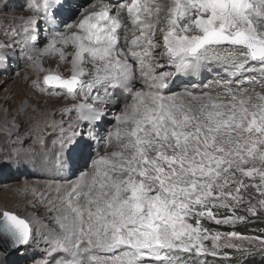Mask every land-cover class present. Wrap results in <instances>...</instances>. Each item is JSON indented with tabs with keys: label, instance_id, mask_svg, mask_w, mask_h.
Instances as JSON below:
<instances>
[{
	"label": "snow or ice",
	"instance_id": "6c2138e0",
	"mask_svg": "<svg viewBox=\"0 0 264 264\" xmlns=\"http://www.w3.org/2000/svg\"><path fill=\"white\" fill-rule=\"evenodd\" d=\"M26 11L0 16L12 20L0 23L6 38L0 65L18 48L36 72L33 88L73 101L46 113L61 118L46 119L43 127L59 130L52 141L58 161L83 160L86 169L56 185L58 207L53 200L45 205L55 208V227L43 236L48 248L38 264H209L202 259L209 255L212 264L217 258L224 264L233 253L264 258V228L257 235L236 230L264 223V0H97L84 9L69 0H27ZM42 22L55 26L43 39ZM52 55L70 65V75L43 68ZM205 62L220 63L224 75L212 83L222 91L213 94L208 85L173 91L172 77L195 73ZM41 72H47L42 82ZM129 97L114 117L115 130L100 137L103 154L93 158V129L106 106ZM0 135H13L7 121ZM20 143L0 149V165L34 151ZM39 231L0 206L5 252L28 246ZM97 253L109 258L101 261Z\"/></svg>",
	"mask_w": 264,
	"mask_h": 264
},
{
	"label": "bare ground",
	"instance_id": "6f19581e",
	"mask_svg": "<svg viewBox=\"0 0 264 264\" xmlns=\"http://www.w3.org/2000/svg\"><path fill=\"white\" fill-rule=\"evenodd\" d=\"M69 2L71 3L73 9H75L79 6H82L81 9H84V8H87L91 3H96L97 0H90V2L88 0H69ZM0 4H1L0 8L2 10H4V9L8 10V12L1 10L0 16L2 15V16L15 18V17L30 15V13L26 11L27 0H0ZM23 4L25 5L24 7H23ZM5 5H7V7H5ZM20 9H23V10H21L18 13L15 11V10L19 11ZM19 13H21V14H19ZM80 18L81 17L79 15L76 16L77 20ZM59 20H60V17L57 16L55 19V23L59 24ZM0 23L11 24L12 20L8 19L7 21H1ZM128 27H129V29H131L132 26L130 23L128 24ZM49 29L55 30V26L52 23H43L42 22L41 28L39 30V35H40L41 39H43L46 35H48ZM0 39H6V38L0 37ZM161 42H162V40H161ZM40 46L42 47V45H40ZM15 51H17L16 53H19L18 54L19 61L21 60L20 62L23 65H25L26 69L28 70V74H30L32 76V80H31V84H32V81L37 78L36 72H35V70H33L31 68V65L26 61L25 57L20 54L19 49L17 48L15 50H9L6 54L8 55L9 59L13 60L16 57V56L14 57ZM4 65L5 64H3V66ZM257 67H258V65H257ZM43 68L46 70H49L53 73H60V74H66V75L70 74V65L67 62H60L59 57L57 55H52V56L44 59ZM25 70L20 71V73L24 72ZM165 71H170L173 73L175 72L174 68H167V69H165ZM44 73H47V72H41L40 76ZM196 73L198 76L193 75L195 77L194 81H189L192 78V76L189 77V75H181L178 79H176L175 76L172 77L175 84L178 85V87H175L173 89V91H181L185 87H191V86L203 87L200 84L203 81L204 82L208 81V84H210V85H208V89H206V90L212 91L214 89H218L215 86V84L212 82L215 81L219 76L224 75L219 62H214L211 64L205 62L204 64L201 65L199 71H197ZM205 76H208V77L204 79ZM225 78H227V77L225 76ZM22 81H23V77L21 76V74L17 75L14 77L12 84L6 85L4 90L3 89L0 90V102H3L4 104L8 103L7 113H5V115H4L2 112H0V125H3V123L5 121H7L9 128L12 129V132H13V135H11V137H9L7 135H0V149L8 151V149L10 147H13V146L19 148L20 144H21L20 142L23 139L29 138L30 139V143H29L30 147H28L26 149H32L34 151L28 152L27 153L28 155H24L23 154L24 152L21 153L20 157L26 158V161H22L21 159H19L18 161H16V160L13 161L10 165H7V166L0 165V173L2 175H4V178H6L9 173H8V171L5 172V169L6 170L11 169L14 172V170L16 168H18L19 171L20 170L24 171L20 168V167H22L26 170L27 169L28 170L29 169L35 170L36 174H38V175H43L46 177H54L56 179L57 178H59V179L64 178L65 179V177L67 178L69 175L72 174L73 170H75V168L72 169L73 163L70 161V164H67V161H65L67 158L64 156L62 157L61 161L57 160V156H55L56 155L55 150H57L59 148H58V146L54 147L52 141L57 139V136L59 134V130L57 129L56 132H52L51 129H45L43 127V125H44V122L46 119L59 120L61 118V114L59 112H57L59 114V116H57V117L46 116V113H51L55 109H62L65 107V105H70L71 103H73V101L71 99H65L63 95H60L59 99H58L59 101L55 102L53 100H50L49 97H47V96H49L47 92H46L47 94L46 93H40L39 90L36 88H33L32 85H31V89L33 88L35 90L34 91L35 93H31L32 95L30 97L26 96L27 98H25L24 101H22L21 96L23 94V97H24V94H25L23 92H19V91H21V87H19V85L22 83ZM9 86H10V89H9ZM136 87L139 89L142 86H141V84L137 83ZM9 90H11V91L14 90V94L9 95V92H8ZM144 90H148V89H144ZM39 98H42L41 99L42 101H39L40 100ZM17 99L22 101L20 105H18V103L16 101ZM131 102H132L131 97H129L127 99L121 98L118 105H115V102H113L112 104H109L108 106H106L105 111L107 110L106 113H109L110 111H112V110L114 111V109L117 110L120 107L124 110L125 105L130 104ZM123 110H122V112H123ZM122 112H119L118 114L116 112L115 114L120 115ZM75 116H76L75 112L71 113V118L74 119ZM107 118H110L109 114L104 115L103 120L100 122V124H102L103 122H106ZM112 120H113V118H112ZM13 124L17 125L18 128H12ZM100 124L98 125V127L93 129V131L95 133L101 132L103 127ZM115 126H116V124H115ZM115 126H113L112 128H109V130L114 131ZM65 127H67V124L65 125ZM86 130H87V125H86ZM107 132H108V130H107ZM45 133H48L52 137H46V139H44L43 135H45ZM40 138H43V141H44L43 145L39 142ZM10 140L15 141L16 144L15 145L10 144L9 143ZM101 140L102 139L93 140L92 145L93 146H99V144H101V143L104 145V141L102 140V142H101ZM38 148H41L42 150L39 151ZM102 151H104V146L101 150V154H102ZM35 154H36V156H34ZM29 156H30V158H29L30 161L27 159ZM53 161H56L58 164L57 163L54 164L53 167L51 168L50 166H51ZM19 162H21L20 166L16 165ZM64 163L69 168L64 166L63 175H60L59 174L60 171L57 169H59L58 167H60ZM76 163H79V162L77 161ZM29 181H30L29 182L30 186L36 187L39 192H42L44 194L45 193L51 194L52 190L56 189V185H58V183L60 182V181H58V182L48 181V180H43V179L29 180ZM55 183H57V184H55ZM7 185H9V184H7ZM12 186L13 185H9V187H7V188L1 187L0 202L2 203V205L0 204V206L6 207L7 209H13V211H15L17 214H20L21 216L23 215V217H25V219H28L33 228L40 230L36 236L37 241L38 242H45L42 235H46L48 233V229L55 227V224L52 221V225L50 224V225H47V227H46L43 225V223L46 220L50 219V217H52L54 215L55 208L46 211L45 205L47 204V202H45V200L39 199L38 197H34L32 195L31 190L28 191V193L26 194V197L25 196L21 197L22 199H20V197H19V199H17V197L15 195L9 194V191L6 193V190H13ZM51 187H54V188L50 189ZM51 200L55 201L57 207L59 206V201L57 200V198L51 199ZM30 201H35V202L29 203ZM7 206H9V207H7ZM30 209H34V211H37L36 216L31 215ZM97 255L99 257V253H97ZM100 255H101V253H100ZM99 258L101 261H104V260H107L109 257H107V258L106 257L105 258L99 257ZM1 260L2 259L0 258V264H3V263H1Z\"/></svg>",
	"mask_w": 264,
	"mask_h": 264
},
{
	"label": "rangeland",
	"instance_id": "374dc122",
	"mask_svg": "<svg viewBox=\"0 0 264 264\" xmlns=\"http://www.w3.org/2000/svg\"><path fill=\"white\" fill-rule=\"evenodd\" d=\"M89 2H90V0H88ZM1 5V4H0ZM25 5L23 4V7H24ZM1 7V6H0ZM79 8H82V6H79ZM2 9L0 8V11H1ZM21 10H23V9H20L19 11L18 10H15L17 13L18 12H20ZM2 11H7L8 12V10H6V9H4V10H2ZM19 14H21V13H19ZM2 16V15H1ZM1 22V21H0ZM162 43V42H161ZM17 51H15L14 52V59L13 60H11V59H9L8 61H7V63L3 66V65H0V90H4V88L6 87V85H10V84H12V81H13V79H14V77L15 76H17V75H20L21 74V76L23 77V81H22V83L19 85V87H21V91H19V92H23V93H25L24 94V97H23V94H22V96H21V100L22 101H24V99L25 98H27V97H30L32 94L31 93H35L34 91V89L32 88L31 89V80H32V76L30 75V74H28V70L26 69V67H25V65H23L20 61H19V57H18V54L19 53H16ZM212 63H214V62H212ZM211 64V63H210ZM3 66V67H2ZM26 70H25V69ZM6 71H5V70ZM22 70H25L24 72H22V73H20V71H22ZM45 74H47V73H44V74H42L41 76H40V79H41V82H42V79H43V76L45 75ZM62 75H65V76H68V75H70V74H62ZM193 75H195V73H192L191 74V76H192V78L189 80V81H194L195 80V77L193 76ZM213 75V74H212ZM9 76V77H8ZM8 77V78H7ZM208 76H205L204 77V79L205 78H207ZM187 78V77H186ZM23 84V85H22ZM201 84V86H204V85H210V84H208V81L206 82H201L200 83ZM14 85V84H13ZM9 89H10V86H9ZM32 91V92H31ZM49 91L50 92H52L53 91V89H51V88H49ZM55 91H59V89H56ZM145 91H148V90H145ZM217 91H222V89H214V90H212L211 92L213 93V94H215ZM9 92V95H13L14 94V90L13 91H11V90H9L8 91ZM28 94V95H27ZM47 94V93H46ZM49 95V94H48ZM27 96V97H26ZM47 97H49L50 98V100H53V101H55V102H57V101H59L58 99H59V96H57V95H49V96H47ZM40 100L39 101H42L41 99L42 98H39ZM21 100H19V99H17L16 101H17V103H18V105H20L21 104ZM1 104H0V112H2L4 115H5V113H7V110H8V103H3V102H0ZM121 108V107H120ZM120 108H118L117 110L116 109H114V111L112 110V111H110L109 113H106V114H109V117L111 118H107V121L106 122H103L102 124H100L103 128H102V130H101V132H99V133H97V139L98 140H100V137L101 136H105L106 134H107V130L109 131V128H112L113 126H115V124H116V120L114 119V117L116 116V112H117V114L119 113V112H122V110L120 109ZM116 110V111H115ZM105 112H107V110L105 111ZM57 116H59V114L57 113L54 117H57ZM112 118H113V120H112ZM112 123H111V122ZM114 123V124H113ZM82 127H84L85 128V134H86V138H87V130H86V125L84 124V125H82ZM105 127V128H104ZM105 132V133H104ZM101 134V135H100ZM43 137H44V139H46V137H52V136H50L48 133H45V135H43ZM23 141V143H22V148L24 149H26V148H28V147H30V145H29V143H30V139L29 138H27V139H23L22 140ZM101 142H102V140H101ZM103 144L101 143V144H99V146H93L92 147V154H93V157H94V155H95V153L96 152H100L101 153V150H102V148H103ZM20 147H21V144H20ZM101 150H100V149ZM38 150L39 151H41L42 149L41 148H38ZM111 150H113V148L112 147H109V151H111ZM4 152L6 153L7 151H5L4 150ZM59 152V149H57V150H55V156H57V153ZM103 152L104 151H102V154H103ZM24 155H28L27 153H23ZM34 156H36V154L34 155ZM64 157H66L67 158V156H64ZM23 158V159H22ZM20 157V159L22 160V161H26V158H24V157ZM29 158H30V156L27 158L28 160H29ZM13 161H15V160H13ZM12 161V162H13ZM30 161V160H29ZM65 161H67V164H70V161L68 160V159H66ZM64 161V162H65ZM79 163H76L75 165H73V168L72 169H74L75 168V170H76V168H79L81 171H86V169H84L82 166H83V163H84V161L83 160H79L78 161ZM20 163L21 162H19L18 164H16V165H19L20 166ZM57 162L56 161H53L52 162V164H51V168L53 167V165L54 164H56ZM58 164V163H57ZM88 164H89V166L91 165V159H89L88 160ZM62 166V167H61ZM60 167H58L59 169H57V170H59L60 172H59V174L60 175H63V168H64V166L65 167H68L65 163L63 164V165H61ZM22 170H24V171H19L18 170V168H16L15 170H14V172H13V170H11V169H8V170H6L5 169V172L6 171H8V175H7V177L6 178H4V175H2L1 173H0V190H1V187L3 188V187H5V188H7V187H9V185H13L12 187H13V190H6V193L9 191V194H13V195H15L16 197H17V199H19V197H20V199H22L21 197H26V194L28 193V191L30 190V181L29 180H39V179H43V180H48V181H56V182H58V181H60L58 184H62V182H64L65 180H75L76 179V177L75 176H73L72 174L71 175H69L67 178L65 177V179L64 178H62V179H59V178H54V177H46V176H43V175H38V174H36V172H35V170H31V169H24V168H22V167H20ZM69 168V167H68ZM75 170H73V171H75ZM13 173V174H12ZM79 174V173H78ZM77 174V175H78ZM49 178V179H48ZM64 180V181H63ZM13 183V184H12ZM7 184H9V185H7ZM55 184H57V183H55ZM52 188H54V187H51L50 189H52ZM27 189V190H26ZM17 192V193H16ZM45 195V197H46V199H44L45 200V202H47L48 203V201L49 200H51V199H55V198H57V193H56V189H54V190H52V193L51 194H48V193H45L44 194ZM15 197V198H16ZM0 204L2 205V203L0 202ZM7 207H9V206H7ZM53 209V208H52ZM9 210H13V209H9ZM31 210V215H33V216H36V214H37V211H34V209H30ZM45 210L47 211V210H49V209H46V207H45ZM21 213V212H20ZM33 213V214H32ZM18 215H20V214H18ZM21 216V215H20ZM21 217H23V215L21 216ZM23 218H25V217H23ZM28 220V219H27ZM29 221V220H28ZM30 222V221H29ZM51 222V223H50ZM257 222H259V223H261L260 221H256V223ZM211 223V222H210ZM52 225V220H50V219H48V220H46L44 223H43V225L44 226H46L47 227V225ZM239 225V224H238ZM237 226V225H236ZM220 231H228V230H230L231 229V226H223V225H219V228H218ZM249 235H255V234H249ZM42 236H44V235H42ZM36 241V242H35ZM45 241V240H44ZM37 241V239L35 238L33 241H31L30 242V244L28 245V246H26V247H22V248H20V250L19 251H15V250H13V251H9L8 253L7 252H5V251H3L1 248H0V258L2 259L1 260V263H3V264H38V262L39 261H41L43 258H44V253H45V250H47V248H48V245L46 244V242H38ZM35 244V245H34ZM41 245V246H40ZM40 246V247H39ZM43 246V247H42ZM245 247H247V245H245ZM106 255V256H105ZM99 257H103V258H107L108 257V255L107 254H105V253H101V255H100V253H99ZM233 257H234V255H233ZM233 260V259H232ZM232 260L230 261V262H232ZM211 261H213V258L211 257ZM218 262V263H217ZM230 262L229 261H224V264H230ZM235 262H237V261H235ZM234 262V263H235ZM216 264H219V258H217V261H216Z\"/></svg>",
	"mask_w": 264,
	"mask_h": 264
},
{
	"label": "trees",
	"instance_id": "16d2710c",
	"mask_svg": "<svg viewBox=\"0 0 264 264\" xmlns=\"http://www.w3.org/2000/svg\"><path fill=\"white\" fill-rule=\"evenodd\" d=\"M205 226L213 229L219 228L218 225H215L214 223H210L207 221H205ZM261 228H264V223L253 222L247 225L239 224L236 226L237 231L244 232L245 234H255V235L258 234L257 230ZM233 255L234 257L232 262H230V264H264V258H262V256L259 254L252 256H248V255L241 256L240 253H233ZM237 257H239V259H237ZM202 259H207L209 261V264H212L210 255L206 257H202Z\"/></svg>",
	"mask_w": 264,
	"mask_h": 264
},
{
	"label": "water",
	"instance_id": "95a60500",
	"mask_svg": "<svg viewBox=\"0 0 264 264\" xmlns=\"http://www.w3.org/2000/svg\"><path fill=\"white\" fill-rule=\"evenodd\" d=\"M3 250V248H1ZM4 251V250H3ZM10 251H13V250H10ZM8 253V252H7Z\"/></svg>",
	"mask_w": 264,
	"mask_h": 264
}]
</instances>
